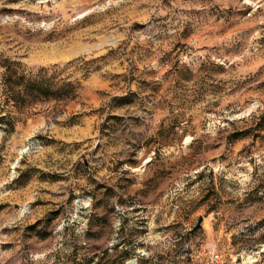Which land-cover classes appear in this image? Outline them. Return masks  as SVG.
<instances>
[{
  "label": "rangeland",
  "instance_id": "1",
  "mask_svg": "<svg viewBox=\"0 0 264 264\" xmlns=\"http://www.w3.org/2000/svg\"><path fill=\"white\" fill-rule=\"evenodd\" d=\"M123 263L264 264V0H0V264Z\"/></svg>",
  "mask_w": 264,
  "mask_h": 264
},
{
  "label": "water",
  "instance_id": "2",
  "mask_svg": "<svg viewBox=\"0 0 264 264\" xmlns=\"http://www.w3.org/2000/svg\"><path fill=\"white\" fill-rule=\"evenodd\" d=\"M202 221H203V217H200L199 220H198V222H197V224H196V226H195V229L201 227Z\"/></svg>",
  "mask_w": 264,
  "mask_h": 264
},
{
  "label": "trees",
  "instance_id": "3",
  "mask_svg": "<svg viewBox=\"0 0 264 264\" xmlns=\"http://www.w3.org/2000/svg\"><path fill=\"white\" fill-rule=\"evenodd\" d=\"M129 256H130V255H128V254L126 253V256H125L124 260H125V261L128 260V259H129ZM123 264H124V263H123Z\"/></svg>",
  "mask_w": 264,
  "mask_h": 264
}]
</instances>
